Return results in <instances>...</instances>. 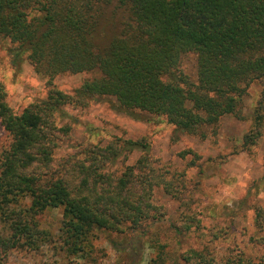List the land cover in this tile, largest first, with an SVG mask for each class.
<instances>
[{
	"label": "trees",
	"instance_id": "obj_1",
	"mask_svg": "<svg viewBox=\"0 0 264 264\" xmlns=\"http://www.w3.org/2000/svg\"><path fill=\"white\" fill-rule=\"evenodd\" d=\"M2 43L11 44L12 64L23 55L48 90L15 111L0 82V124L8 136L0 151V264L9 249L48 237L37 221L47 208H62L60 238L71 254L85 251L96 230H108L123 234L110 244L133 256L123 240L152 217L153 169L138 167L144 157L121 171L112 167L119 138L91 144L88 157L54 156L56 115L67 99L112 96L131 115L161 116L204 138L223 115L242 117L240 100L259 82L255 126L263 119L264 0H0ZM189 52L197 82L179 67ZM91 72L70 96L53 84L57 75ZM258 134L246 133L244 145Z\"/></svg>",
	"mask_w": 264,
	"mask_h": 264
},
{
	"label": "rangeland",
	"instance_id": "obj_2",
	"mask_svg": "<svg viewBox=\"0 0 264 264\" xmlns=\"http://www.w3.org/2000/svg\"><path fill=\"white\" fill-rule=\"evenodd\" d=\"M118 29L111 28L99 42ZM10 47V43L0 45V82L5 84L9 104L19 111L44 98L48 88L23 55L17 66L12 64ZM179 67L197 82L194 53L184 54ZM94 75L61 74L53 84L70 96ZM261 89L259 82H252L240 100L242 117L223 115L215 129L208 126L204 138L177 129L161 116L131 115L112 96L67 99L56 115L54 156L88 157L91 148H86L91 144L104 147L119 138L122 151L112 167L121 171L144 157L138 167L145 172L153 169L157 183L150 189L152 217L142 222L139 232L130 234V240H123L133 256L110 244L109 239L123 234L108 230H96L85 251L71 254L60 238L62 208H47L37 221L48 237L35 246L9 249L2 254V264H227V260L264 264V115L258 126L254 121ZM257 128L255 143L244 145V135ZM129 139L145 146L123 142ZM7 143L0 124V151Z\"/></svg>",
	"mask_w": 264,
	"mask_h": 264
}]
</instances>
